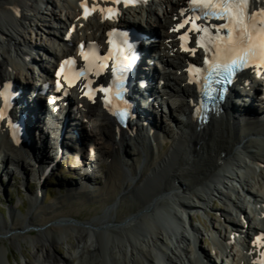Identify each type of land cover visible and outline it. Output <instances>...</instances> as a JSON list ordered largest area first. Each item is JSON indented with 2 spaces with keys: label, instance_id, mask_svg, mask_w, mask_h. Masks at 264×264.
Segmentation results:
<instances>
[{
  "label": "bare ground",
  "instance_id": "6f19581e",
  "mask_svg": "<svg viewBox=\"0 0 264 264\" xmlns=\"http://www.w3.org/2000/svg\"><path fill=\"white\" fill-rule=\"evenodd\" d=\"M83 1L0 0V84L10 80L19 83L21 70L26 71L24 81L27 84L37 83L27 65L33 58L37 61V50L49 59V65L43 59L35 61L46 73L54 63H59L62 53L73 51L79 40L103 37L111 22L103 18L101 8L94 18L82 19L85 11ZM183 1L166 0L168 5H172L170 9H157V5L152 4L145 15L143 12L144 17L138 11L141 8L132 14L130 10L133 9L123 10L119 18L121 25L133 22L152 36L158 29L157 23L163 25L160 36L155 35L159 43L156 48L158 63L163 64L164 70L161 88L165 91L164 96L167 95L173 102L169 103L160 93L156 96L162 98L159 106L166 104L170 109V121L175 122L177 128L176 134L171 136L162 129L164 136H169L164 141L171 140V146L164 148V138L157 131L148 135L149 126L143 122L150 116L145 114L144 109L138 114L141 121H135L142 130L134 123L124 131L102 107L99 98L78 100V105L82 104L78 112L82 125L78 132L88 133L92 146H96V150L104 154L110 163L100 189L94 190L90 182L82 187V192L73 190L67 197L59 199L53 208L59 205L65 207L75 195H83L84 199L95 195L101 199V204H113V207L119 206V210L115 215L113 212L109 216L103 214L88 222L74 221L77 224L72 227L77 233V244L73 245L68 257H58L56 247L67 234V228L64 229L63 223L58 227H40L39 212L45 206L37 204V197L34 205L38 206L33 210L31 205V211L22 220H5L0 224V239H10L23 248L22 243L31 238L37 248L35 257L38 264H223L227 255L232 257V264H256L253 244L264 229V120L260 119L257 106L251 102L237 106L230 99L212 113L208 123L197 124L191 118L195 88L185 71L189 53L183 50L176 35L169 31L179 15L177 5ZM88 3L102 5L100 1L89 0ZM43 6L47 8L46 13L42 10ZM51 20L60 21L61 27L64 25L66 28L70 23L78 24L73 44L63 43L62 37H65L67 29L63 33L50 28ZM39 23L46 28L44 44L34 42L41 37ZM156 70H160L159 66ZM47 77L51 78L48 71ZM21 85L20 89L26 91V87ZM148 90L153 92L151 87ZM33 112L31 109L29 113L32 115ZM142 116L145 119H141ZM180 116H186L188 121L184 122ZM34 120H38L37 115L27 123L28 135L37 144L31 128ZM46 125L44 128L48 129ZM67 125L69 130L70 124ZM146 128L149 132H144ZM62 132L60 127L55 135L60 136ZM75 136L76 140L72 138L74 141H81L79 134ZM107 143H112L113 147L105 148ZM51 149L49 145L44 146L40 161H35L30 155L32 150L29 149V153L16 147L10 141L5 126H0V160L15 167V172L31 167L33 176L41 178L45 172L43 161L48 163ZM145 155L147 160L143 163ZM8 171L13 172L11 169ZM126 171L131 174V179L126 178ZM254 176L261 179H252ZM216 198H221L226 206L227 224L234 233L242 235L239 242L242 257H238L233 247L229 248L232 237L218 231V240L225 243L223 248H219L220 254L217 253L219 261L205 262L195 249L201 232L193 224L190 213L192 210L208 209L212 199ZM247 198H252L256 205L251 207L250 201L246 203ZM122 207L126 209L125 216L121 214ZM246 207L259 215L257 220L247 215ZM60 211L54 212L53 218H62V222H66ZM234 213L248 219L246 225L233 217ZM29 227H40L38 234H32ZM96 232L101 234L98 244L94 239ZM69 238L68 235L64 239ZM3 244L0 247V264H11L6 255L9 249ZM24 257L26 264H33L27 255L24 254Z\"/></svg>",
  "mask_w": 264,
  "mask_h": 264
},
{
  "label": "rangeland",
  "instance_id": "374dc122",
  "mask_svg": "<svg viewBox=\"0 0 264 264\" xmlns=\"http://www.w3.org/2000/svg\"><path fill=\"white\" fill-rule=\"evenodd\" d=\"M58 3V2H57ZM59 4V3H58ZM47 8L43 6L42 10L46 13ZM62 21V20H61ZM64 21V20H63ZM49 27L53 28L54 30L60 31L62 28L63 31H65V27H61L60 21H49ZM159 24V25H158ZM160 26V27H159ZM39 34H41V37L38 40H34L35 43L43 44L45 43V36H46V28L41 26V23H39ZM56 27V28H55ZM158 31H162V24L157 23ZM162 29V30H161ZM44 35V36H43ZM44 39V40H43ZM49 60L47 58V64ZM46 64V63H45ZM35 70L31 71L36 76ZM261 100V98L258 99V103ZM172 99L169 100V103H172ZM257 106V105H256ZM258 110V109H257ZM259 114H263L264 110H259ZM260 114V115H261ZM166 115V114H165ZM165 115L160 117V114H158L155 127L149 126V129L146 128L144 132H149L148 135H151L153 132V129H158L159 126L161 129L165 130L169 136L176 134V125L175 123H171L170 121H167ZM74 117L77 118V115L72 114V118L74 121ZM259 118V117H257ZM243 121L246 120L242 118ZM255 119V118H254ZM152 122V121H151ZM149 124V123H148ZM59 125H54L49 130V135L45 138V145L51 147V151H49L50 157L47 159H51L54 157V151L56 147V139L58 135H55L59 129ZM136 128L141 129L142 127L139 126L136 123ZM165 128V129H164ZM160 129V130H161ZM142 130V129H141ZM159 130V131H160ZM70 133V129L68 130V134ZM87 134V135H84ZM82 134L79 133V139L84 143L86 142V137H88V133L84 132ZM67 134V135H68ZM81 136V137H80ZM161 136V135H160ZM165 134V136H162L164 139L162 141V144L164 148H169L171 144L167 143L165 140L166 137H169ZM77 136H72L76 140ZM90 137V136H89ZM118 137V136H116ZM91 138V137H90ZM44 140V139H43ZM34 140L31 143V150H32V157L35 159V161H40L39 158L42 156V147L40 149H36L33 144ZM33 144V145H32ZM62 148L64 147L67 151L70 150L72 147L68 146L67 143L62 142L61 144ZM96 147V146H95ZM104 147V146H101ZM113 147L112 143H107L105 145V148L111 149ZM96 150V148H95ZM94 153V154H93ZM147 160L146 155L143 158V163H145ZM45 172L47 168L49 167V163L44 162ZM110 161L106 158V156L102 153H100L98 150L91 153V150L88 149L83 151L82 157L75 156L74 152L70 153L69 155L66 153L61 158V162L58 164L57 168L54 170H51L48 175L45 177V172L41 175H43L41 178L38 175L33 176L32 168L27 167V169L21 170V171H13L15 170V167H11L6 165L3 162V159L0 160V224H3L4 221L11 222L13 220H22L24 216H26L29 211H31V205H33V210L36 209L38 205H44L45 211L41 210L39 213L40 215V227L47 228L50 226H60L61 223H63L64 229L67 228V234L64 235V238H66L69 235V240H65L64 238L60 242V245L56 247V255L58 257H68L69 252L71 250L73 245L77 244V238H76V230L72 226H74V221H77L79 223L88 222L93 219H96L98 217L103 216V214H106V216H109L112 212L115 215V213L119 210V206H115L113 204H109L106 206V204H101V199L97 196H90L88 199H84L83 195H75L70 200L72 202H69L65 207L58 206L57 208H53L54 204L58 202L59 199L62 197H67L68 194H70L73 190H77L82 192V187H84L87 184H90L94 188V190L100 189L103 184V181L105 179L106 173L108 171ZM8 167V168H7ZM126 168V167H125ZM8 169H11L13 172L8 171ZM125 176L126 178L131 179V174L126 171ZM45 177V180H44ZM153 178V176H152ZM252 179H261V177H252ZM251 179V181H252ZM43 184H41V181H43ZM74 195V194H73ZM140 195V194H139ZM38 197V205H34L36 198ZM136 197V193L134 195ZM83 198V199H80ZM137 199V198H136ZM210 207L207 209H203L201 211L192 210L191 211V219L193 224L199 229L201 232L199 240L197 241L196 245V251L200 255L201 258L205 261H219L218 256L215 253V242L214 238H216L217 232H221L224 235H230L232 234L230 226L226 222V216L224 214V210L226 209V206L221 198L212 199ZM250 201V206L253 207L256 205L254 203V200L252 198H247L246 203ZM33 202V204H32ZM104 208V209H103ZM61 211H60V210ZM103 209V212L101 211ZM112 209H114L112 211ZM121 214L126 215V209L125 207H122ZM125 212H124V211ZM60 211V214H62L63 217L66 218V222H62V218H53V215H55L57 212ZM101 211V212H100ZM246 211L248 212L247 215L251 216V219H258V214H254L251 210V208L246 207ZM54 213V214H53ZM240 215L237 213L233 214V217H235L239 222L246 225V221L248 219H244L243 216L239 217ZM68 219V220H67ZM79 225V224H78ZM40 227H29V229L32 231V234L37 235V230L40 229ZM221 230V231H220ZM97 233V232H96ZM100 233H97L95 235V244H98L100 242ZM67 235V236H66ZM57 237L54 235V239ZM217 239V238H216ZM235 239L237 240L232 241L230 244V247H233L235 251H237L239 242L242 240V235L236 234ZM240 240V241H239ZM5 243L8 247L9 251L6 253L8 256L11 264H26V260L24 257V254L29 257V259L32 261L33 264H38L36 261V246L31 242V238H29L27 241L22 243V247L20 248L19 244H14L10 239H0V247H2ZM240 247V246H239ZM202 253H204L202 255ZM209 255V259H208ZM211 256V260H210Z\"/></svg>",
  "mask_w": 264,
  "mask_h": 264
},
{
  "label": "snow or ice",
  "instance_id": "6c2138e0",
  "mask_svg": "<svg viewBox=\"0 0 264 264\" xmlns=\"http://www.w3.org/2000/svg\"><path fill=\"white\" fill-rule=\"evenodd\" d=\"M121 0H115V3H120ZM130 0H124L127 4ZM189 6L195 15L187 17L178 27H184L191 22V27L198 33H203L207 36L211 49L201 43V47H205L206 51H212L211 62L205 61L208 68L205 71L208 76L213 74L220 76L225 75V79L235 73V70L253 64V61H258L264 64V7L260 9L254 8L255 0H188ZM103 11V9H101ZM109 14L113 9L107 10ZM88 8L85 7L87 15ZM214 17L225 21L222 25L226 29V35L221 36L219 30L220 25H217L215 36L209 29V26L199 25L194 21ZM111 36L112 33H109ZM181 39H185L181 36ZM203 39V37H201ZM111 43V41H109ZM83 47V46H81ZM194 53V50H193ZM85 60L88 56L84 53ZM64 64H74V59H69L63 62ZM63 71L61 68L60 72ZM199 68L196 72H200ZM60 72L57 75H60ZM59 88V81L57 82ZM107 92L108 89H102ZM0 96L7 97L5 91H0ZM126 115V112L121 113ZM3 118V112L0 111V119ZM264 264V261L261 262Z\"/></svg>",
  "mask_w": 264,
  "mask_h": 264
}]
</instances>
